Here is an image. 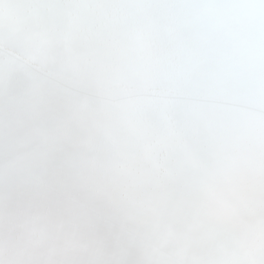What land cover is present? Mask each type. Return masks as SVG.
<instances>
[{"label":"snow or ice","instance_id":"6c2138e0","mask_svg":"<svg viewBox=\"0 0 264 264\" xmlns=\"http://www.w3.org/2000/svg\"><path fill=\"white\" fill-rule=\"evenodd\" d=\"M0 264H264V0H0Z\"/></svg>","mask_w":264,"mask_h":264}]
</instances>
